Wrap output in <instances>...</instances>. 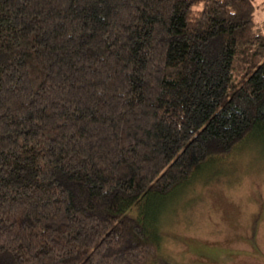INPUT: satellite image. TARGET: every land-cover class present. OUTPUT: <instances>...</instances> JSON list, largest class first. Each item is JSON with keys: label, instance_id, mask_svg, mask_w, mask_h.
I'll use <instances>...</instances> for the list:
<instances>
[{"label": "trees", "instance_id": "trees-1", "mask_svg": "<svg viewBox=\"0 0 264 264\" xmlns=\"http://www.w3.org/2000/svg\"><path fill=\"white\" fill-rule=\"evenodd\" d=\"M251 135L253 0H0V264H154L168 196Z\"/></svg>", "mask_w": 264, "mask_h": 264}, {"label": "rangeland", "instance_id": "rangeland-1", "mask_svg": "<svg viewBox=\"0 0 264 264\" xmlns=\"http://www.w3.org/2000/svg\"><path fill=\"white\" fill-rule=\"evenodd\" d=\"M253 1L256 19H264V0ZM147 206L129 213L139 216ZM161 208L154 264H264V136L251 135L197 169Z\"/></svg>", "mask_w": 264, "mask_h": 264}]
</instances>
